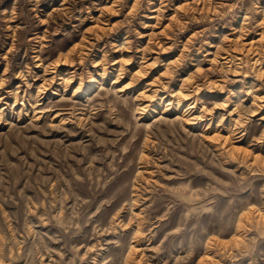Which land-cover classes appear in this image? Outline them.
Here are the masks:
<instances>
[{
  "label": "rangeland",
  "instance_id": "374dc122",
  "mask_svg": "<svg viewBox=\"0 0 264 264\" xmlns=\"http://www.w3.org/2000/svg\"><path fill=\"white\" fill-rule=\"evenodd\" d=\"M0 264H264V0H0Z\"/></svg>",
  "mask_w": 264,
  "mask_h": 264
}]
</instances>
